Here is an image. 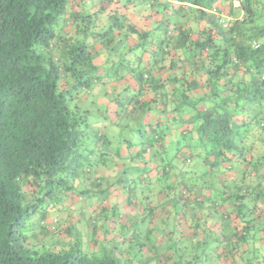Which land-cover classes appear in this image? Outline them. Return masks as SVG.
<instances>
[{"label":"trees","instance_id":"trees-1","mask_svg":"<svg viewBox=\"0 0 264 264\" xmlns=\"http://www.w3.org/2000/svg\"><path fill=\"white\" fill-rule=\"evenodd\" d=\"M241 9L224 28L169 0H0V264H250L264 1ZM75 204L82 222L97 204L92 245Z\"/></svg>","mask_w":264,"mask_h":264},{"label":"crops","instance_id":"crops-1","mask_svg":"<svg viewBox=\"0 0 264 264\" xmlns=\"http://www.w3.org/2000/svg\"><path fill=\"white\" fill-rule=\"evenodd\" d=\"M169 1H170L171 5H173L174 7H177V8L179 6H181V5H185L187 7L193 8L195 11L198 8H204L206 11H208L211 14H213L211 12V9L214 8V7L217 8L218 10L224 12L225 14H227L229 16L238 15L240 13L242 14V12H243L242 9H241V0H233L232 3L230 2V0H215L212 3L211 7H209V8H206V7H203L202 5H199L198 2H196L194 4L193 3L194 1H191V0H187L185 2H183L182 0H169ZM206 1L207 0H205V2ZM262 1H264V0H262ZM232 6H234V9L232 8ZM120 11L123 12V13H127L128 16H129V19L131 20V22L133 24H135L139 28H146V27H148L149 24L151 25V21L152 20L150 18H147V17L144 16V14L148 12V9L147 10L143 9L142 6L137 5L136 3L135 4L128 3V6L122 7L120 9ZM195 11H193V12H195ZM168 12L172 13L171 10H169ZM200 26H202V25H200ZM195 27H196V25L193 26V28H195ZM208 167L203 165L201 168L202 169H204V168L206 169ZM246 167L248 169H250L252 167V165L249 163V165H247ZM263 171H264V168L262 167V169L260 170V173H264ZM253 185L257 186V188H259V189L264 188V178H263L262 181L254 182ZM256 195H257V193H255V196ZM254 197L252 199H254ZM247 202L249 204V207H252L253 204H254L253 201H249L248 200ZM257 202L259 203L258 205H260L259 208L264 206V194H260L259 195V197L257 199ZM228 206H230V205H228V203L222 204L221 210L222 211H226L225 208L228 207ZM230 207H231V210H234L233 206H230ZM259 208H258V211H256L255 213H252L250 210L248 211V209H247L246 210V220L250 221V222H248V226L251 229L250 233L253 234L252 236H253L254 239L256 238V236H258V239H260L259 241L261 242L260 246L262 247V246H264V209H259ZM208 220L210 222L212 220V218L209 217ZM237 220H240V218L235 213H232L229 217H226L223 220L221 219V216H220V213H219L215 217V221L217 223V228H218L217 230L221 231L222 230L221 228H223L224 231L226 233H228V235H230V234L233 233V231H232V229L230 228L229 225L232 224L233 221L235 222ZM245 225H246V223L241 222L239 224L238 229L239 230L242 229ZM228 227L231 230L228 229ZM256 229L259 230L260 234H259L258 231H255ZM259 241H255V245ZM250 245H251V243H245L242 246H240V249L244 250V252H248L250 250V248H251Z\"/></svg>","mask_w":264,"mask_h":264},{"label":"rangeland","instance_id":"rangeland-1","mask_svg":"<svg viewBox=\"0 0 264 264\" xmlns=\"http://www.w3.org/2000/svg\"><path fill=\"white\" fill-rule=\"evenodd\" d=\"M263 24H264V22H263ZM96 205L92 206L91 209H87L86 216H85V218H84V220L82 222V221H79V219H78V214H79V209L78 208H79V205L75 204V207L73 209V213L72 214L74 216V224H75L74 237H75L76 240L82 239V240L87 241L88 244L92 245V242H89L87 240V235H88V239L91 240V233H90L91 231L87 227L88 223H86V220L89 217V215L92 213L91 210H94V207ZM68 214H69V211H64L61 216L60 215L56 216V217H54V219L58 220L59 224H62L63 221H64V218H62V216H65V215H68ZM58 221H57V223H58ZM61 228L64 229V227H61ZM255 231L259 232L258 229H256ZM259 234H260V232H259ZM250 237H251V239L248 240V243H251V245H250L251 246V248H250L251 251L249 253H247L248 254V258L250 259V264H264V246H262V247L260 246L261 242L259 241L260 239H258V236H256L255 239H253L252 236H250ZM255 241H259V242L256 243V245H255ZM237 259H238V257H237ZM246 259H247V257H246ZM227 260H228V262H227ZM227 260H226V263L230 264L231 260L230 259H227ZM223 264H225V263H223ZM234 264H243V263H234ZM245 264H247V263H245Z\"/></svg>","mask_w":264,"mask_h":264},{"label":"built area","instance_id":"built-area-1","mask_svg":"<svg viewBox=\"0 0 264 264\" xmlns=\"http://www.w3.org/2000/svg\"><path fill=\"white\" fill-rule=\"evenodd\" d=\"M211 12L216 16V18L219 20V22L221 23V25L224 28H227L228 26H230V24L233 21V17L232 16H229V15L225 14L224 12L218 10L215 7L211 9ZM259 46H260L259 42H257V41L253 42V47L254 48H258Z\"/></svg>","mask_w":264,"mask_h":264}]
</instances>
